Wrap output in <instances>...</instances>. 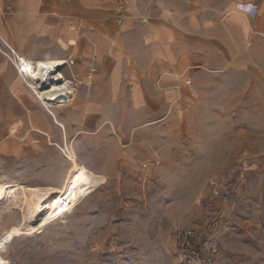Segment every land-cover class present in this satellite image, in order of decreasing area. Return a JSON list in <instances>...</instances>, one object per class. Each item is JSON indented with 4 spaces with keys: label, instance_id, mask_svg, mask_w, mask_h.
<instances>
[{
    "label": "rangeland",
    "instance_id": "obj_1",
    "mask_svg": "<svg viewBox=\"0 0 264 264\" xmlns=\"http://www.w3.org/2000/svg\"><path fill=\"white\" fill-rule=\"evenodd\" d=\"M167 1L191 55L187 97L168 115L108 117L77 155L105 181L37 225L28 187L63 184L75 152L32 144L22 121L39 96L0 50V239L19 230L0 264H264V0Z\"/></svg>",
    "mask_w": 264,
    "mask_h": 264
},
{
    "label": "crops",
    "instance_id": "obj_2",
    "mask_svg": "<svg viewBox=\"0 0 264 264\" xmlns=\"http://www.w3.org/2000/svg\"><path fill=\"white\" fill-rule=\"evenodd\" d=\"M179 13L167 0H0L2 43L27 59L67 60L62 72L73 84V93L52 104L31 98L22 122L32 144L70 147L84 164L77 156L83 141L100 136L108 117L177 110L187 97L180 85L191 63L180 46ZM195 25L189 19L184 27ZM18 79L9 81L11 91L25 99Z\"/></svg>",
    "mask_w": 264,
    "mask_h": 264
},
{
    "label": "bare ground",
    "instance_id": "obj_3",
    "mask_svg": "<svg viewBox=\"0 0 264 264\" xmlns=\"http://www.w3.org/2000/svg\"><path fill=\"white\" fill-rule=\"evenodd\" d=\"M19 57L23 66L21 72L17 70L19 75L30 81L31 87L44 102L52 104L61 95L68 97L70 93H73L71 80L65 78L62 68H60L64 63L63 60H32L20 55ZM66 154L72 160V165L65 181L63 180V184L60 186L36 185L28 187L27 217L31 222L35 221L36 225L43 223L47 218L65 213L74 207L83 196L91 193L105 181L102 174L94 172L77 161L73 152L67 151ZM15 232H19V230L14 228L2 237L0 246L10 239Z\"/></svg>",
    "mask_w": 264,
    "mask_h": 264
},
{
    "label": "built area",
    "instance_id": "obj_4",
    "mask_svg": "<svg viewBox=\"0 0 264 264\" xmlns=\"http://www.w3.org/2000/svg\"><path fill=\"white\" fill-rule=\"evenodd\" d=\"M123 8H124L123 6L120 7L121 11L123 10ZM119 17L121 19L123 17V14H121ZM7 45H8V49L10 51V54L8 56L11 58L12 62L16 66V69L19 72H21L22 71L21 69H23V66H22V61H21L19 55L16 53L14 48H12L9 44H7ZM66 62H67V60L64 61L63 65L60 68H62L66 64ZM46 107L48 108V106H46ZM192 234H193V232L191 230L185 231V234H184L185 239L182 241L181 246L184 247V249H186V250L191 249L190 237L192 236ZM207 263L210 264V260H207Z\"/></svg>",
    "mask_w": 264,
    "mask_h": 264
}]
</instances>
